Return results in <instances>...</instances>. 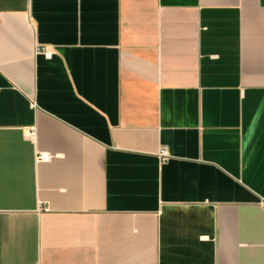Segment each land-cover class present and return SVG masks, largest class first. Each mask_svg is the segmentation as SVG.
Instances as JSON below:
<instances>
[{"label":"crops","instance_id":"crops-1","mask_svg":"<svg viewBox=\"0 0 264 264\" xmlns=\"http://www.w3.org/2000/svg\"><path fill=\"white\" fill-rule=\"evenodd\" d=\"M0 264H264V0H0Z\"/></svg>","mask_w":264,"mask_h":264},{"label":"built area","instance_id":"built-area-1","mask_svg":"<svg viewBox=\"0 0 264 264\" xmlns=\"http://www.w3.org/2000/svg\"><path fill=\"white\" fill-rule=\"evenodd\" d=\"M39 51H42L47 58H51L53 56L52 50H50L49 47H44L41 49H38ZM29 136L34 137L36 132L35 130H31L29 133ZM170 153L167 148L162 147L159 152V158L161 161H165L168 158H170ZM52 159V155L49 152H38L36 155V160L39 162H49Z\"/></svg>","mask_w":264,"mask_h":264}]
</instances>
